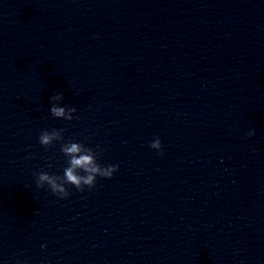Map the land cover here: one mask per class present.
Here are the masks:
<instances>
[{"label":"clouds","instance_id":"9594fccd","mask_svg":"<svg viewBox=\"0 0 264 264\" xmlns=\"http://www.w3.org/2000/svg\"><path fill=\"white\" fill-rule=\"evenodd\" d=\"M63 98L62 92H57L50 97L52 101L50 113L55 118L71 121L76 108L59 106L56 102L62 101ZM63 133L64 129H52L51 131L44 130L39 135L38 141L45 148L51 147L54 142H60V151L67 159V166L63 169V175L44 171L34 173L38 188L47 185L52 194L59 199H66L70 195L67 185L74 186L80 192H83L85 188L91 190L96 185L97 177L110 179L119 170L118 164L102 166L98 162L102 150L97 152L93 148L87 147L83 142L65 140ZM254 134V129L247 133L248 136ZM149 147L157 150L158 155L164 154L159 138L152 140ZM17 264H24V262L18 260Z\"/></svg>","mask_w":264,"mask_h":264}]
</instances>
